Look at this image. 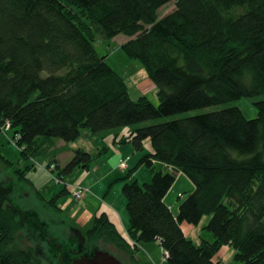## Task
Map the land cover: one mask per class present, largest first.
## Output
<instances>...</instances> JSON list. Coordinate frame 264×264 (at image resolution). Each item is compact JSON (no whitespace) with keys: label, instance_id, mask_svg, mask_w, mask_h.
Segmentation results:
<instances>
[{"label":"trees","instance_id":"1","mask_svg":"<svg viewBox=\"0 0 264 264\" xmlns=\"http://www.w3.org/2000/svg\"><path fill=\"white\" fill-rule=\"evenodd\" d=\"M170 1L0 0V119L18 134L24 159L45 155L55 139H76L82 128L113 132V144L131 143L135 150H143L147 138L152 146L121 177L130 239L104 212L83 233L79 228L86 245L76 235L59 239L34 207L12 201L14 183H0V264H44L35 246L18 245L24 227L47 243L46 257L56 264H71L76 249H98L87 244L99 240L113 245L109 252L127 254L131 264L132 243L153 240L166 252L164 264H219L224 245L241 264H264V98L253 101V118L230 105L140 125L264 93V0H174L159 16ZM97 33L129 37L120 48L155 83L157 104L130 96L125 78L96 51ZM124 126L127 133H119ZM73 152L59 180L93 159L81 148ZM142 164L149 181L125 179ZM178 172L193 189L173 213L164 196ZM54 196L46 206L59 211ZM204 215L211 238L195 243L181 223L197 225Z\"/></svg>","mask_w":264,"mask_h":264},{"label":"rangeland","instance_id":"2","mask_svg":"<svg viewBox=\"0 0 264 264\" xmlns=\"http://www.w3.org/2000/svg\"><path fill=\"white\" fill-rule=\"evenodd\" d=\"M173 8L174 0L158 9L159 16L168 13ZM128 38V36L119 33L112 38L105 39L102 35L97 33L95 34L93 44L98 54L104 55L106 62L125 78L129 94L133 99L139 95H146L154 104H157L158 98L156 95L155 83L148 77L141 63L136 59L126 56L120 48V45ZM261 98H264V93L254 97L243 96L237 100L226 103L195 108L158 119L145 120L142 121L140 125L205 113L230 105L238 106L246 118H253L256 116V108L253 105V101ZM128 128L129 126L122 127L119 133H127ZM113 137V132L104 135H94L91 134L87 128H82L79 136L72 141L55 139V141L48 142L47 146H45L46 150H48L45 155H37L34 158L35 160H33L24 159L22 157L15 142L17 138L12 136L11 129L7 132L0 130V183H14L12 184L14 185L12 188L13 192L10 194L12 195V201L17 205L34 207L39 213L40 218L46 222V229L49 233L58 236L59 239L71 236L73 234V227L75 228L78 226L83 233V230L91 225L94 218L102 213H94L92 210L90 211L89 208H94L97 202L101 203L102 201L100 198L102 199L104 195L105 202H112L114 207L119 208L125 217L124 223L126 224L128 221V213L125 208V197L122 192V185L125 180L121 177H124L127 171L136 165L142 154L151 151L152 146L150 140L147 138L145 139L144 149L135 150L131 143L113 144L111 142ZM95 145L97 147H94ZM103 147L106 148L102 152L101 149H103ZM77 148H81L85 151L88 150L93 154V159L90 161L89 167L85 169L75 167L71 172H62V180L56 181L55 177H58V172L66 165L72 157L73 151ZM118 148L124 153L122 155L123 158L119 156L118 152L120 151H117ZM119 157H121L120 160L126 159L128 168L119 167ZM4 158L11 161V163L5 162V160H3ZM56 163L58 164V168L55 166ZM31 164H34V166ZM155 165L157 169L171 172V168L168 166L158 162H156ZM106 173L111 174L110 180L104 178ZM24 176H26V178H24ZM150 177V170L147 166L142 164L137 166L125 179L128 181L137 180L139 183H143L149 181ZM95 179H99L100 183L105 188L103 190L106 191L109 188L104 195V191L98 188L93 189L92 191L95 193L90 194L88 188V191H86L82 197L76 198L72 196L70 189L79 186L85 188ZM64 184L67 189H65L63 195L61 194L58 196L57 193L63 189ZM192 189V182L184 174L180 173L176 176L174 182L165 194V202L169 205L173 213L177 212L178 204L192 191ZM178 194H180V197H178ZM53 195H55L54 197L59 211L51 209V206V208L46 206V200H49ZM208 220L209 216L204 215L197 225L186 221H183L181 224L183 227L189 226L194 228L193 231L196 235L197 233L209 232L207 229H204V225ZM125 235L130 239L127 233ZM186 237L190 239L189 235ZM74 238L80 241L83 240L82 244L86 245L83 234L78 233ZM196 239L197 237L193 240L195 243L198 242ZM17 243L21 247L25 245L35 246V248L40 250V258L44 264H56L46 257L45 248L47 243L38 239L36 235H28L25 233V227L21 229ZM87 245L89 249L95 245L97 248L107 249V251L115 250L112 244L108 245L104 240L89 242ZM132 246L136 264H164L162 248L157 240L139 242L137 246L132 243ZM148 253L154 256L156 255L157 262H153L151 257L147 255ZM114 255L120 259L122 264H131L128 255L119 249ZM146 255L149 263L144 260V256ZM218 260L219 264H241L233 259V255L232 257L228 255L222 256L219 257Z\"/></svg>","mask_w":264,"mask_h":264},{"label":"crops","instance_id":"3","mask_svg":"<svg viewBox=\"0 0 264 264\" xmlns=\"http://www.w3.org/2000/svg\"><path fill=\"white\" fill-rule=\"evenodd\" d=\"M111 142L113 143V141L111 140ZM117 145V144H116ZM94 147H97L96 145L94 146ZM101 149V148H100ZM120 148H118V150L117 151H120V152H118V154H119V156H121L122 157V155L124 154L121 150H119ZM88 151V150H87ZM90 152V151H89ZM127 156V155H126ZM121 157H119V160L121 159ZM123 158V157H122ZM126 158H128V157H126ZM127 162V161H126ZM126 168H128V165L126 166ZM178 174H180V172H178L177 173V175ZM110 175L111 174H108V173H106L105 174V177L104 178H107V180H110ZM176 175V176H177ZM109 177V178H108ZM98 186V187H97ZM87 188H89V193L90 194H92V193H95V192H93L92 190L93 189H95V188H98V189H100L101 191L103 190V189H105L104 188V186L100 183V181H99V179H95V180H93L91 183H89V185L87 186ZM109 189V188H108ZM108 189L105 191V190H103L104 191V193H103V195L105 194V192H107L108 191ZM91 190V191H90ZM94 196V195H93ZM166 196V195H165ZM165 196H164V201H165ZM85 198V197H84ZM104 199H105V195H104V197L102 196V199L100 198V200L102 201L101 203L100 202H97V204H96V206L94 207V208H89L90 209V211L92 210L94 213H98V212H104L106 215H107V217H108V219L111 221V222H113L114 224H115V226L119 229V231L121 232V233H123V234H125V228H126V226H127V224H128V221H127V223L125 224L124 223V219H125V217L123 216V214L121 213V211L119 210V208H117V207H114V205H113V203L111 202V201H109V202H111V203H107V202H105L104 201ZM99 201V200H98ZM94 205V204H93ZM181 226H182V224H181ZM74 231H77V233H79V234H81V231H80V229H79V227L77 226V227H73L72 228ZM182 229H183V231H184V233H185V235L186 236H190V239L191 240H195V238L197 237V239L196 240H198L199 241V238H200V236H204V237H206V238H211V235L209 234V233H197L196 235L194 234V231H193V229L194 228H191V227H189V226H182ZM196 236V237H195ZM146 245H149V244H146ZM234 254V250H232V248L231 247H229V246H226V245H224V246H222L221 248H220V250L218 251V253H217V259H219V257H222V256H231L232 257V255ZM147 255H149L150 257H151V260L154 262H157V257H156V255L154 256L153 254H151V253H148ZM147 255L146 256H144V260L147 262V263H149V260H148V258H147ZM220 255V256H219Z\"/></svg>","mask_w":264,"mask_h":264},{"label":"water","instance_id":"4","mask_svg":"<svg viewBox=\"0 0 264 264\" xmlns=\"http://www.w3.org/2000/svg\"><path fill=\"white\" fill-rule=\"evenodd\" d=\"M74 252L78 256L71 260V264H122L119 258L104 249L98 248L88 253H82L81 249H76Z\"/></svg>","mask_w":264,"mask_h":264},{"label":"built area","instance_id":"5","mask_svg":"<svg viewBox=\"0 0 264 264\" xmlns=\"http://www.w3.org/2000/svg\"><path fill=\"white\" fill-rule=\"evenodd\" d=\"M10 129H11V123H10V121L8 119H6V120H1L0 119V130L3 131V132H7ZM12 136L14 138L15 137L17 138L18 137V134L17 133H14ZM12 141H15V140H12ZM126 166H127L126 159L120 160L119 167L126 168ZM55 180L56 181H59V179L57 177H55ZM70 190H71L72 196H74L76 198H80V197H82V195H84V193L86 191H88V188L87 187L83 188V187H80L79 186V187H74V188H72ZM162 253H163V257H166V252L165 251H162Z\"/></svg>","mask_w":264,"mask_h":264},{"label":"flooded vegetation","instance_id":"6","mask_svg":"<svg viewBox=\"0 0 264 264\" xmlns=\"http://www.w3.org/2000/svg\"><path fill=\"white\" fill-rule=\"evenodd\" d=\"M72 231H73V234H74V235L72 234L71 236L74 237L76 234H78L77 231H74L73 229H72Z\"/></svg>","mask_w":264,"mask_h":264}]
</instances>
